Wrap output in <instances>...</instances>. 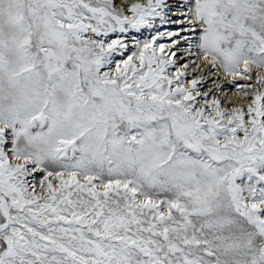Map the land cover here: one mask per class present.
<instances>
[{
    "label": "snow or ice",
    "instance_id": "1",
    "mask_svg": "<svg viewBox=\"0 0 264 264\" xmlns=\"http://www.w3.org/2000/svg\"><path fill=\"white\" fill-rule=\"evenodd\" d=\"M0 264H264V0H0Z\"/></svg>",
    "mask_w": 264,
    "mask_h": 264
},
{
    "label": "rangeland",
    "instance_id": "2",
    "mask_svg": "<svg viewBox=\"0 0 264 264\" xmlns=\"http://www.w3.org/2000/svg\"><path fill=\"white\" fill-rule=\"evenodd\" d=\"M120 2H124L123 0H120ZM131 2H143V0H128V3H131ZM160 27V29H159ZM176 26L175 25H167V26H157V29H154V30H147V29H142L141 32H135L134 30L133 31H130L127 35V42L129 43V47H130V50H133L132 49V41L131 39H129L130 37H133L135 36L136 38H138L140 41H143L144 39H147V38H150L151 35H154V33H156V31H160L162 32V30L165 31V28H169V29H172V28H175ZM131 33V34H130ZM170 41L168 40L167 37H165L164 39H162L161 41H158V43H169ZM127 55V54H126ZM179 55V53H178ZM117 59H120V57H117ZM185 61H179V63H184ZM207 71V70H205ZM191 78V77H190ZM216 79V78H215ZM220 79L223 80V74L221 73L220 75ZM223 88L225 90H229L232 94H234L235 92V89L232 87V85L228 84V83H223ZM30 178V177H29Z\"/></svg>",
    "mask_w": 264,
    "mask_h": 264
},
{
    "label": "bare ground",
    "instance_id": "3",
    "mask_svg": "<svg viewBox=\"0 0 264 264\" xmlns=\"http://www.w3.org/2000/svg\"><path fill=\"white\" fill-rule=\"evenodd\" d=\"M124 1V0H123ZM169 26V25H168ZM163 27V26H162ZM159 29H160V27H159ZM154 30V29H153ZM161 30V29H160ZM164 30H162V32H163ZM131 34V33H130ZM155 34V33H154ZM127 35H129V34H127ZM130 39V38H129ZM130 43V42H129ZM130 48V47H129ZM213 79H215V77H209V79H208V81H207V84L205 85L206 87H214L213 86V84H212V80ZM29 179H31V177L29 178Z\"/></svg>",
    "mask_w": 264,
    "mask_h": 264
}]
</instances>
